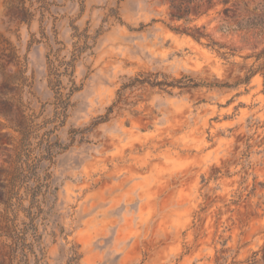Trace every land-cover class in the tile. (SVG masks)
Returning <instances> with one entry per match:
<instances>
[{"label":"rangeland","instance_id":"374dc122","mask_svg":"<svg viewBox=\"0 0 264 264\" xmlns=\"http://www.w3.org/2000/svg\"><path fill=\"white\" fill-rule=\"evenodd\" d=\"M0 0V92L22 90L39 121L52 117L47 54L70 59L73 27L101 34L74 64L80 88L55 135L66 147L43 163L51 190L37 220L38 264H249L264 245V77L235 88L148 86L123 92L127 103L86 134L129 79L147 73L234 85L253 60L241 33H224L222 5L190 26L235 49L228 60L175 32L165 0H24L29 23L6 16ZM253 0H232L244 4ZM258 1V0H254ZM206 4L201 10H205ZM108 15H110L108 17ZM57 40L60 45L54 43ZM240 49V50H239ZM242 49V50H241ZM226 51V50H223ZM52 58V55L50 56ZM65 84V80H63ZM30 102V105H27ZM44 107V109H43ZM0 117V182L12 172L13 147ZM26 205V202L24 203ZM27 221L19 213L18 223ZM0 239V252L7 249ZM42 254V255H41ZM28 264H35L33 256Z\"/></svg>","mask_w":264,"mask_h":264},{"label":"trees","instance_id":"16d2710c","mask_svg":"<svg viewBox=\"0 0 264 264\" xmlns=\"http://www.w3.org/2000/svg\"><path fill=\"white\" fill-rule=\"evenodd\" d=\"M40 2L43 19V12L48 10L49 4L44 0ZM165 2L168 5L170 19L182 22L184 25L182 29L172 28L173 31L187 35L197 43L207 39L208 43L205 46L228 60L235 56V49L226 48L212 41L205 33L204 27L190 26L215 5H222L220 12L222 22L219 30L224 33H241L242 44L250 50L243 59L253 60V63L245 68L244 76L231 86L196 81L189 76L175 79L160 73L138 75L121 85L116 93V99L106 108L104 115L98 116L89 127L72 130L71 142L78 137L80 143H88L86 134L91 133L98 123L108 121L115 109H119L121 105L133 106V103H127L123 95L125 90L148 86L161 93L172 95L174 89L198 87L230 89L242 84L248 85L256 73L264 77V0L250 1L244 4L242 9H239L238 5L231 4L232 0H165ZM4 4L8 19L17 21L18 24L29 23L34 16L30 8L24 6V0H6ZM204 4L206 8L202 11ZM72 29L74 31L72 37L75 41L72 43L70 59L67 61L58 59L59 48L54 53L50 49L46 56L48 87L53 94V101L49 104L52 107L50 119L39 121L41 115H36L34 112L26 113L31 109L22 102V90L15 89L17 95H11L12 89L8 87L0 92V117L4 120L1 127L17 134L14 138L6 137L7 144L13 147L14 158L11 162L13 168L8 178L0 182V239L4 240V247L7 249L0 252V264H28L30 256H33L35 264L41 260L35 249L38 248L39 253L41 252L39 247L41 238L38 235L36 220L45 213L42 206L56 189L51 190L49 176H41L39 172L43 163H52L54 156L66 149L55 133L65 125L70 99L80 89L73 79L74 64L81 55L92 50L101 34L97 31L91 36L87 29L81 32L76 27ZM54 43L61 44L57 40ZM27 105H30V102ZM20 212L24 214L26 222L18 223ZM261 252L259 261L264 264V245ZM257 255L258 253L253 254L249 264L258 262L255 259Z\"/></svg>","mask_w":264,"mask_h":264}]
</instances>
